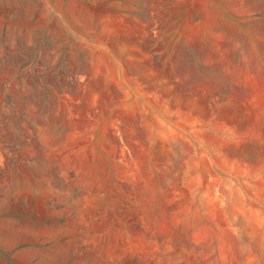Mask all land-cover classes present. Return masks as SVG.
Returning <instances> with one entry per match:
<instances>
[{"label":"rangeland","instance_id":"rangeland-1","mask_svg":"<svg viewBox=\"0 0 264 264\" xmlns=\"http://www.w3.org/2000/svg\"><path fill=\"white\" fill-rule=\"evenodd\" d=\"M0 264H264V0H0Z\"/></svg>","mask_w":264,"mask_h":264}]
</instances>
